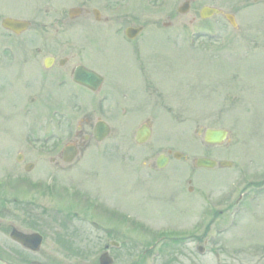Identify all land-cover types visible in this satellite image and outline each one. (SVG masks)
<instances>
[{"label":"rangeland","instance_id":"obj_1","mask_svg":"<svg viewBox=\"0 0 264 264\" xmlns=\"http://www.w3.org/2000/svg\"><path fill=\"white\" fill-rule=\"evenodd\" d=\"M45 1L47 22L66 20L68 9L76 6L95 7L101 19L118 22L134 16L162 20L165 12H161L166 8L162 0H148L141 12L128 9L127 0H0V14L25 18ZM209 3L204 0L198 6ZM253 10L252 7L238 15L236 31L219 17L204 23L207 27H198L200 30L196 27L189 32L181 28L182 37L194 35L196 42L192 48L182 38L175 44L164 41L160 30L149 34L143 55L171 108L156 110L158 121L151 125L152 135L144 147L135 145L134 132L150 115L140 120L136 116L150 109L132 87L137 81L128 64L132 56L129 47L117 36L106 40L87 35L84 42L99 66L113 70L116 91L128 93V103L123 105L127 114L115 123L119 122L121 132L130 130L131 135H112L77 155L72 166L57 171L47 161L51 157L47 154L40 155L45 162L35 160L28 171L15 161L19 153L33 160L25 150L28 137L39 139L33 149L47 147V92L36 80L39 74L33 67L22 65L32 46L22 49L20 45L30 41L32 33L27 31L19 40L7 39L0 28L1 228L31 229L36 224L47 234L39 253L11 250L13 247L0 252L3 261L97 264L101 252L96 247L104 237L98 229L126 226L132 243L127 255L132 264H264V189L255 203L248 204L252 202L248 194L239 207H233L241 193L250 191L255 199V190L261 191L259 185H264V39L257 50L251 51L254 44L234 38L247 30L259 36L264 30V17ZM195 13L197 19L198 13L193 11L180 19H191ZM79 18L76 20L80 21ZM216 19L218 23L214 22ZM195 22L197 25L198 21ZM81 25L82 21L72 23L77 28L69 33H64L66 28L60 25L55 29L59 35L63 32L64 37L78 42L82 37L77 36ZM200 31L207 38H197ZM53 32L47 29V36ZM222 36L229 40L219 46ZM208 37H213V41ZM31 99L35 102L25 107V101ZM211 128L228 132L222 145L203 144V132ZM54 136L57 140L52 142L59 140L61 144L68 137ZM167 150L183 157H170L163 168L155 167L152 171L156 158ZM200 157L227 161L232 167L200 170L195 167ZM22 179L28 185L17 182ZM32 182L42 185L37 189L28 187ZM95 198L100 207H95ZM14 199L21 204L11 203ZM113 205L118 211H126L133 225L140 222L148 230L125 225L117 215L110 214ZM27 217L34 222L27 223ZM161 231L173 233L156 235ZM55 233L74 236L73 246L56 249L52 244ZM4 243L13 244L8 240ZM161 243L166 244L162 249L157 247ZM146 244L152 247L144 251ZM198 246L204 248L203 255L197 253Z\"/></svg>","mask_w":264,"mask_h":264},{"label":"flooded vegetation","instance_id":"obj_2","mask_svg":"<svg viewBox=\"0 0 264 264\" xmlns=\"http://www.w3.org/2000/svg\"><path fill=\"white\" fill-rule=\"evenodd\" d=\"M170 1L171 3L168 1L166 2V8L161 12H165V15L163 16L164 19L162 20H142L141 18L134 16L130 19H126L124 22H118L111 18L101 19L100 12L95 7L90 9L83 6H76L73 7L78 9L77 13L74 14L75 16L77 15L75 18L70 17V8L67 11L66 20L54 19L52 22H47V1L37 7L33 14L25 18L16 19L5 17L0 14V28L2 31L6 32L10 38H17L19 40V37L25 33H32L30 41H28V39L24 43L20 42L23 43L20 45L22 49L27 45L32 46L28 56L23 58L22 65L29 64L31 65L28 66L29 68L33 67V71L39 74L36 80L40 81L42 89L47 92V147L45 150L44 148L33 149L34 143H37L39 139H36L34 136L26 138L25 144L27 147L25 150L30 152L28 155L32 157L33 160L31 161L25 156V154L19 153L16 157V162L19 166L21 165L24 170L31 169L34 167L35 160L36 162H45L46 160L41 158L40 155L47 154L48 156H51L47 161L53 168H55L54 170L57 171V169L72 166L77 155L89 150V147L91 146H96L104 142L112 135H131L129 134L130 130L127 133L121 132L118 125L119 122L115 123L116 120L127 114L128 110L124 108L123 105L128 103V101L126 102L128 93L126 91H116L115 74H113V70L111 68L105 69L104 67L99 66L97 59H95L92 56V53H90V49L87 46L88 43L84 42V38H86L87 35L96 39L102 37L106 40H110L117 36L120 37L129 47L128 50L132 56L129 57L128 64L137 81L133 83L132 87H134L136 91H139L140 97L143 98L142 100L148 104L150 109L147 113L141 112L136 116L140 120L143 116H146L147 114L148 116L150 115L149 117H145L136 128L134 132L135 137L140 129L143 130L144 128H147L151 130V125L158 121L159 116L156 112L157 109H164L166 106L168 109L171 108L169 107L168 102L163 99L162 93L158 88L159 85L158 81H156L155 74L152 73V68L149 66V63L143 55V45L146 42V39L150 36L149 34H154L157 30H160L163 32L164 41L168 43H178L181 38L186 43L190 42L193 40L194 35L182 37L181 28L187 29L191 32V28L207 27L204 26V23L211 20L212 17L208 19L201 18L200 11L204 7H212L219 10L221 13L215 16L219 17L228 27L235 31L237 30L239 23L237 21V19L239 20L238 15L252 7L254 8L253 11L255 14L264 17V0H232L226 2H224V0H209L210 3L203 6H198V4L204 0ZM145 2H147V0H127L126 5L128 9L131 7L132 11L136 10L141 12L142 8H145ZM255 4L257 5L255 6ZM192 11L198 13L197 19L196 13L191 19H180L182 16H185ZM81 16L84 18L80 20L79 17ZM227 17H230V21L231 18L233 19L236 24L235 27L228 22ZM76 18H79L80 21H77ZM5 19L26 21V31L20 35L7 32L2 26V22ZM196 20L198 21L197 25L195 22ZM81 21L84 25L78 27L79 32L77 36L82 35L80 38L81 41L78 42L64 37L63 32L59 35V31L55 29L56 26L60 25L66 28L64 33H69L74 28H77L72 26V23L79 24ZM90 21L101 26H93ZM116 27L119 28L118 31L116 30ZM127 28L132 29L130 31L131 37L125 35ZM262 28H264V26ZM47 29L49 33L54 31L53 34L47 36ZM248 32H250V30L240 32L239 36L236 35L234 38L241 41L244 39L245 43L254 44L251 47V51L256 50L258 43L264 39V30L259 36L256 35V32L252 33L254 35H251V32L246 34ZM151 37L153 38L154 36ZM200 37L207 38V35H204L203 33ZM226 37H220L219 41L229 40V38L226 39ZM232 39L233 37L231 40ZM262 53H264V49ZM29 80L27 81H32ZM25 102V107H28L35 102V99L26 100ZM153 113L156 114L153 115ZM101 123L107 125V132L103 134L107 135V137L99 142L96 137L97 135H102L99 131L101 129ZM111 124H115L117 129L115 128V125ZM97 128L99 129L97 130ZM54 135H66L68 137L65 139L64 145L61 146L59 140L56 143L52 142L53 140H57ZM150 135H152L151 132ZM72 150L75 151L76 155L71 163H67L66 159H68L69 152ZM164 156L167 161H169L170 157H173V153L172 151L167 150ZM157 158L154 167L152 166V171H155V167L158 169ZM24 159H27L28 162L25 163ZM183 188H180V190L182 191ZM94 200L95 207H100L99 200L96 198ZM110 214L117 215L125 225H130V227H135V229L139 228L137 226H141L142 228L139 230H148L140 222L133 225V222H131V218L126 211H118L114 205L110 208ZM12 229L13 226L2 229L0 222V252L7 251L13 247L14 248L11 250L17 248L29 252L26 248L22 247L11 238L10 234ZM127 229L126 226L98 229V231L103 232L104 237L96 248L102 253L104 252L109 255V258L111 259L110 264H132L130 256L127 255L132 246L131 237H129L130 233H127ZM19 231L25 234H30L32 232L41 234L43 237L42 245L47 240V234L39 231H32L31 229H19ZM157 234L158 233H156V235ZM52 235L54 237L52 244L56 249L63 250L73 246L71 240H73L72 238H74V236H71V234L64 235L55 233ZM7 240L11 241L13 244L4 243ZM0 264L8 263L3 261L0 256ZM27 264H36V262L28 261ZM97 264H99L98 261Z\"/></svg>","mask_w":264,"mask_h":264},{"label":"water","instance_id":"obj_3","mask_svg":"<svg viewBox=\"0 0 264 264\" xmlns=\"http://www.w3.org/2000/svg\"><path fill=\"white\" fill-rule=\"evenodd\" d=\"M75 12V11H73ZM2 26L10 31L15 33H19L24 30L27 26L26 23L18 22L10 19H5L2 22ZM101 132H106L105 127L103 126ZM227 133L223 130H206L204 134V141L207 144L216 145L222 143L226 138ZM98 139L102 138L105 135H99ZM149 137V132L139 131L136 135V143L141 144L145 142ZM73 154V153H72ZM165 160H159L158 165L159 167L163 166ZM197 167L199 168H213L215 166V162L208 160V159H199L196 163ZM221 167H229L230 163L221 162L219 164ZM12 237L15 241L20 243L26 248L31 249V251L36 252L40 245V237L37 235H22L20 233H13Z\"/></svg>","mask_w":264,"mask_h":264}]
</instances>
